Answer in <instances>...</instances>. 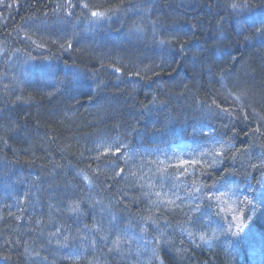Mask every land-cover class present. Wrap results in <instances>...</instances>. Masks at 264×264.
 <instances>
[{
  "label": "trees",
  "instance_id": "1",
  "mask_svg": "<svg viewBox=\"0 0 264 264\" xmlns=\"http://www.w3.org/2000/svg\"><path fill=\"white\" fill-rule=\"evenodd\" d=\"M0 1L16 19L0 30L34 18L29 27L45 34L35 37L43 55L32 53L14 91L0 79V264H264V0L239 12L233 0H110L123 20L110 28L87 9L92 20L82 18L70 52L48 36L60 28L56 11L82 16L68 0ZM88 55L110 71L113 89L100 69L93 76L79 65ZM62 151L80 169H65ZM182 153L201 160L195 175L173 166ZM14 160L25 175L9 176ZM161 188L189 196L182 211L151 203L147 194ZM232 191L231 200L203 199ZM240 201L250 203L237 232L231 209Z\"/></svg>",
  "mask_w": 264,
  "mask_h": 264
},
{
  "label": "bare ground",
  "instance_id": "2",
  "mask_svg": "<svg viewBox=\"0 0 264 264\" xmlns=\"http://www.w3.org/2000/svg\"><path fill=\"white\" fill-rule=\"evenodd\" d=\"M81 1V0H80ZM85 2H87L89 5H90V10L92 11H101V12H104L107 14V17L108 19H110L109 17L111 15H114L115 18L113 19H110L109 20V26L110 28H113L115 27L121 20H123V17L125 16V12L116 8L114 5L112 6V3L110 2V0H84ZM97 1H100V4L97 3ZM82 2V1H81ZM80 2V3H81ZM79 3V2H78ZM84 3V2H82ZM61 10V9H60ZM59 12L56 11V20L57 22L59 23V30H61L62 28L66 27L67 25H63V21H65L69 27H66L67 29H71L73 28V21L71 20H67L65 19L66 18V14H64L63 10H61ZM75 12V14L77 12H80L82 14L83 17L86 18V22L92 20V17L91 16H87L90 11H88L87 9H84V8H79V7H74V9L72 10ZM11 13V12H10ZM8 13L6 11H1L0 10V20L2 21H5V23L8 21V20H3L2 18H5V19H12V20H16L13 16V14L11 13ZM95 19V18H94ZM106 19H103V21H105ZM102 22V21H101ZM62 23V24H61ZM29 25L28 26H25V25H19L17 29H14L13 25H10L7 29L5 30H0V35L1 34H4L6 37H9L7 40L8 42L10 43V46H12V49H16V50H21V51H25L26 49L29 48V45H28V42L27 40H24V39H20L19 38H22L24 37L25 35L24 34H28L29 33ZM77 28H81V32H78L76 28H73L77 33H80L84 36V25L83 27L81 26H77ZM58 30V31H59ZM72 32V29L70 30ZM16 32V33H14ZM11 34H13L11 36ZM28 38H29V35H28ZM43 50H41V48L39 49V53H42ZM19 54V53H17ZM88 58L90 61L86 60V59H81L79 61H83L81 63H79V65L83 68V70L87 73V74H90L92 73L93 76H95L96 72H98V70L100 69V75H99V80L102 84H106V87L110 89H113V86L112 84L110 83L111 80L113 79L112 77V74L110 73V71H107L106 69L103 68L102 64H101V61L96 58H94L93 56H89L88 55ZM25 65V66H28L23 60H21V58L18 59V65L20 66L21 64ZM123 67L124 68H129L127 70L128 73L132 74L133 70L136 69L137 67L133 65V63H131L130 60L128 59H124L123 60ZM27 69V68H26ZM26 69L24 72H21L19 71L18 72V75H24L26 73ZM81 74L79 73V71H76L75 73V77L77 78V81L79 82L80 80V76ZM8 78L11 79V76L6 72V71H2L0 69V79L5 82L7 84V80ZM27 79L28 78V75H27ZM133 82V81H132ZM121 86L123 89H127V90H134L135 88V83H130L127 79H125L124 77L122 78L121 80ZM28 91V89H27ZM29 93V91H28ZM4 123V126L8 128L6 129L7 133L10 134V122L9 120L7 119L6 120V123ZM49 140L55 142L56 144H58L59 147H61V145L59 144L60 142H58V140L55 138V136L53 134H49L48 137H47ZM210 151L212 152L213 151V148H209ZM63 155L65 156V160L63 158H61L62 160H64L65 162V169H68L71 165L75 168H78L80 169V163H79V159L78 157L74 154L72 155L73 157L75 156V158L72 160V158L69 159V156L67 154H64V151H62ZM12 157L15 158V156L13 155H7L6 156V160H12ZM9 176L10 175H16L19 177V175H25V169L22 167V165H18L17 161L14 160L12 161L10 164H9ZM104 168H106L105 164H103L101 166V170H103ZM108 170V169H106ZM24 173V174H23ZM64 189V186H61L59 188V190H53V189H50L49 190V193L52 197H55L57 195H59L61 193V191ZM185 198L189 200V196L185 194ZM19 222V218H10L8 220V223L9 224H13V225H16L17 223Z\"/></svg>",
  "mask_w": 264,
  "mask_h": 264
},
{
  "label": "snow or ice",
  "instance_id": "3",
  "mask_svg": "<svg viewBox=\"0 0 264 264\" xmlns=\"http://www.w3.org/2000/svg\"><path fill=\"white\" fill-rule=\"evenodd\" d=\"M68 6L69 7H82L84 9H89L90 5L87 2L81 3L79 5L77 4H73L72 0H68ZM229 7L235 11V12H239L242 10H245L249 7H251V3L250 0H233V2L229 5ZM69 15H71V13H68ZM91 16L94 17L96 20H103L107 18V14L101 11H91ZM69 47H71V45H69ZM116 71L118 72L119 69H116ZM137 75H139V73H136ZM237 99H239V97H237ZM224 111H227V109H225ZM257 131H259V129H257ZM115 147V151L112 153L113 155L116 156H120L121 155V145L119 144V142L116 143ZM226 154L225 151L221 150V151H216L215 155L218 157H224ZM204 155H207V153H204ZM180 160V162L178 164H174L173 166L175 168H177L182 174L185 175H195V169L197 167H201L202 168V162L199 159H193L191 157L188 158H178ZM191 165L193 167V171L192 172H187V168L188 166ZM212 166V165H210ZM253 167H256L255 165ZM120 172H123V169H120ZM141 187H144V185H141ZM148 188H155V185L153 184H148L147 185ZM201 189L200 188H196L195 192H200ZM216 191H219V189H216ZM150 196H155L156 199L152 200L151 203L162 209L164 212H176L177 210H181L180 208V203L178 202H183L184 201V197H182L178 192L175 191H171V192H165L163 190V188H161L160 190H154L151 193L147 194ZM223 195H227L228 199L231 200L233 196H235V191H232L230 194L229 193H222L220 196H217L215 194V192H210V194L206 195L203 197V199H206L207 201H214L219 203V201L221 200ZM199 199V197H198ZM238 199V198H237ZM227 202V201H225ZM233 203L235 204L236 201H233ZM250 203V201H240L239 205H237L236 207H233L231 209L232 213H235L234 219H233V223H235V227L237 229V232L240 230V228L242 227V224L240 223V221H242V219L244 218V211L242 209V205L248 204ZM197 209H199V204L196 205ZM152 223L154 224L155 221H152ZM229 232L232 231V228L230 227L228 229ZM201 241L208 243V241L205 239V236H201L200 237ZM120 243V239L117 238L116 241L113 242L114 246L118 247ZM155 252V250H154ZM158 258V257H157Z\"/></svg>",
  "mask_w": 264,
  "mask_h": 264
},
{
  "label": "rangeland",
  "instance_id": "4",
  "mask_svg": "<svg viewBox=\"0 0 264 264\" xmlns=\"http://www.w3.org/2000/svg\"><path fill=\"white\" fill-rule=\"evenodd\" d=\"M6 5H7V1L5 3H2V1H0V10L1 11H5L6 10ZM72 14H74V13H71V15ZM82 18H83V16H81L77 22H75L74 19H71L70 18V20L73 21V23H72L73 24V28H76L78 32H81V28H77V26H79L80 22L82 21ZM109 18L110 19H112V18L114 19L115 16L114 15H111ZM2 19L3 20H7L5 18H2ZM33 19L34 18H30L29 19V22L27 23V26L29 25L30 21H32ZM110 19H108V17H107L105 21H103V20L102 21H103V23L106 26H109V20ZM7 23H8V21L5 23V21L0 20V27L6 26ZM36 25H37V23H35V26L29 27L31 33H28V35H29V38H30V41H31L32 44L33 43H36L35 37H37L38 39H40L41 37H43L45 35V34L38 33V31H40V30L37 28ZM63 25H65V22H63ZM73 28H71L72 29V32H71L70 31L71 30L70 28L67 29L66 27H64L61 30H59L57 32V34H55L54 36L53 35L50 36L49 34H48V36H49V38L52 37L51 40L54 39L53 42L55 44H57L58 46L62 47V49L63 48L66 49L67 52H70L71 51V48H72V50L74 49V45L72 43V40L74 39V37L76 38V34L75 33H77ZM24 35H26V34H24ZM23 38L24 37L19 38L20 41ZM69 45H71V47H69ZM83 48H84V45L83 44H82V46H79V50L80 51H82ZM60 49L61 48H59V50ZM26 50H27L26 53H22V52H19L16 49H12V46H10L8 43H4V45L3 44L0 45V69L2 71H6L11 76V79L8 78V80H7V84H8L7 90L9 92L14 91L12 89V88L15 87L13 85V82H18V72L19 71L24 72L25 69L27 68V66H25L23 63L19 66L18 65V59L21 58L27 65H29L30 64V60L33 57V54L34 53H36L38 55H43V53H44V51L42 53H39V47L38 48H35L34 47V50H32L31 48H28ZM17 53H19V54H17ZM60 56L62 57V55H60ZM7 94H9V93H7ZM4 95H5V93L3 94V96ZM53 149H55V148H53ZM54 153H55L54 156H59L58 151H55ZM45 155L48 156V157L51 156L50 153L45 154ZM180 157L181 158H188V157H191V156L187 155L186 153L185 154L182 153ZM48 164H51V162L48 163ZM156 169L159 170V169H161V167L160 166H157V167L155 166V170Z\"/></svg>",
  "mask_w": 264,
  "mask_h": 264
}]
</instances>
